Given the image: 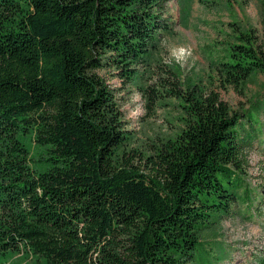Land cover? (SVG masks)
<instances>
[{
  "label": "trees",
  "instance_id": "trees-1",
  "mask_svg": "<svg viewBox=\"0 0 264 264\" xmlns=\"http://www.w3.org/2000/svg\"><path fill=\"white\" fill-rule=\"evenodd\" d=\"M167 1L0 0V264L24 253L42 264H182L239 201L252 207L244 123L254 116L214 90L179 92L181 130L143 167L118 162L126 136L96 70L131 79ZM238 40L218 68L235 88L264 71V50L248 33Z\"/></svg>",
  "mask_w": 264,
  "mask_h": 264
},
{
  "label": "rangeland",
  "instance_id": "rangeland-1",
  "mask_svg": "<svg viewBox=\"0 0 264 264\" xmlns=\"http://www.w3.org/2000/svg\"><path fill=\"white\" fill-rule=\"evenodd\" d=\"M164 16L156 47L132 67L131 79L114 69L96 70L113 90L126 136L118 162L128 159L143 167L147 156L173 138L183 127L179 92L194 86L218 92L233 112H252V122L244 123L253 144L243 174L252 207L239 201L235 215L201 233L200 252L182 264H255L264 254V215L256 210L264 211V71L252 72L235 88L226 85L218 68L230 59L241 32L264 50V0H168ZM5 264L42 263L24 253Z\"/></svg>",
  "mask_w": 264,
  "mask_h": 264
}]
</instances>
